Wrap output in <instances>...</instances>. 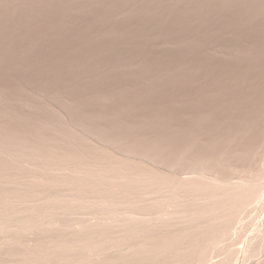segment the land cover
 <instances>
[{"label":"rangeland","instance_id":"obj_1","mask_svg":"<svg viewBox=\"0 0 264 264\" xmlns=\"http://www.w3.org/2000/svg\"><path fill=\"white\" fill-rule=\"evenodd\" d=\"M0 264H264V0H0Z\"/></svg>","mask_w":264,"mask_h":264},{"label":"bare ground","instance_id":"obj_2","mask_svg":"<svg viewBox=\"0 0 264 264\" xmlns=\"http://www.w3.org/2000/svg\"><path fill=\"white\" fill-rule=\"evenodd\" d=\"M215 42H216V41H215ZM208 44H209V42H208ZM208 44H207V45H208ZM211 45H212V44H211ZM204 46H205V45H204ZM216 46H217V45H216ZM207 47H208V46H207ZM209 47H211V46L209 45ZM205 48H206V47H205ZM205 48H204V49H205ZM206 49H207V48H206ZM206 51H207V50H206ZM209 51H210V50H209ZM203 53H204V52H203ZM204 61H205V60H204ZM209 66H210V65H209ZM211 67H212V66H211ZM205 68H206V67H205ZM209 68H210V67H209ZM207 70H208V69H207ZM203 71H204V70H203ZM209 71H210V70H209ZM211 73H212V71H211ZM206 74H207V73H206ZM207 79H208V78H207ZM204 87H205V86H204ZM206 89H207V88H206ZM158 152H159V151H158ZM161 154H162V153H160V156H161ZM158 157H159V156H158ZM158 157H157V159H158ZM161 157H162V156H161ZM159 159H160V157H159ZM159 159H158V160H159ZM156 163H157V161H156ZM158 163H159V162H158ZM161 165H162V164H161ZM156 166H157V165H156ZM161 167H162V166H161ZM164 167H165V166H164ZM154 168H155V167H154ZM165 169H167V168H165ZM170 169H171V168H170ZM172 170H173V169H171V171H172ZM155 172H156V171H155ZM155 172H154V173H155ZM157 172H158V171H157ZM157 172H156V173H157ZM173 172H174V170H173ZM168 173H169V172H168ZM168 173H167V174H168ZM179 173H180V172H179ZM185 173H186V172H185ZM161 174H162V173H161ZM174 174H176V173H174ZM177 174H178V173H177ZM186 174H188V173H186ZM163 175H164V173H163ZM163 175H162V176H163ZM172 175H173V174H172ZM172 175H170V176H172ZM155 176H156V174H155ZM162 176H161V177H162ZM170 176H169V178H170ZM182 176H183V175H182ZM187 176H188V175H187ZM187 176H186V177H187ZM192 176H193V174L190 175V176H188V177H190V180H191ZM161 177L158 175V178H161ZM165 177H166V176H164V178H165ZM167 177H168V176H167ZM167 177H166V178H167ZM186 177L183 176L184 179H185ZM188 177H187V180L189 179ZM194 177H195V176H194ZM164 178H163V179H164ZM173 178H174V177H173ZM175 178H176V177H175ZM175 178H174V179H175ZM183 178L180 177L181 182H182ZM155 179H156V178H155ZM161 179H162V178H161ZM176 179H178V177H177ZM176 179H175V181H173V182L176 183ZM195 179H196V177H195ZM164 180H165V179H164ZM164 180H163V181H164ZM170 180H171V178H170ZM178 180H179V179H178ZM185 180H186V179H185ZM185 180H184V183H186ZM190 180H188L187 182L192 183V182H193V179H192V182H190ZM161 181H162V180H160V182H161ZM179 181H180V180H179ZM155 182H156V181H155ZM157 182L160 183L159 181H157ZM157 182H156V183H157ZM167 182H168V181H167ZM194 182H195V181H194ZM168 183H169V182H168ZM189 183H188V185H189ZM161 184H163V183H161ZM181 184H182V183H181ZM181 184H179L178 187H180V188H184L185 185L187 186V183H186L184 186H182ZM156 185H158V184H156ZM174 185H177V184H174ZM180 185H181V186H180ZM186 186H185V187H186ZM160 187H161V185H160ZM167 187H169V185H168ZM172 187H173V186H172ZM172 187H171V188H172ZM176 187H177V186H174V189H171V188L169 187V188L171 189V191L173 190V191H172L173 193H170V194H173L172 196H173L174 199H175V198H179V197L181 198V193H178L179 195L176 194V195H178L179 197H177L176 195H174L175 191H176L177 188H178V187H177V188H176ZM161 188H162V187H161ZM169 188H168V190H169ZM175 188H176V189H175ZM180 188H179V189H180ZM158 189H160V188H158ZM161 190H163V189H161ZM161 190H160V191H161ZM164 190L166 191V188H165V187H164ZM164 190H163V191H164ZM174 190H175V191H174ZM180 190H181V189H180ZM157 191H159V190H157ZM160 191H159V192H160ZM171 191H170V192H171ZM177 191H179V190H177ZM177 191H176V192H177ZM167 192L169 193V191H167ZM180 192H183V190L180 191ZM161 193H162V192H161ZM163 194H164V193H162V195H163ZM182 194H183V193H182ZM159 195H161V194H159ZM144 196H145V194H144ZM154 196H155V195H154ZM163 196H164V195H163ZM163 196H162V197H163ZM168 196H169V195H168ZM175 196H176V197H175ZM146 197H147V196H146ZM150 197H151V196H150ZM155 197H156V196H155ZM155 197H154V199H155ZM160 197H161V196H160ZM166 197H167V196H166ZM151 198H152V197H151ZM151 198H150V200H151ZM180 198H179V199H180ZM144 199L146 200L145 197H144ZM144 199L142 198V202L144 201ZM148 199H149V198H148ZM152 199H153V198H152ZM154 199H153V200H154ZM168 199H169L168 202L171 203V206H174L175 204L172 205V202L170 201L171 197H169ZM174 199H171V200L174 201ZM179 199H175V200H177V201H176V202L174 201L173 203H176V204H177V202L179 201L178 203L181 204V203H180L181 200H179ZM181 199H182V198H181ZM153 200H151V201H153ZM147 201H149V200H147ZM182 201H183V200H182ZM146 203H148V202H146ZM149 203H150V201H149ZM151 203H152V202H151ZM170 203H169V205H170ZM167 204H168V203H167ZM179 204H178V205H179ZM182 204H184V203H182ZM182 204H181V205H182ZM178 205L174 206V208L176 207V210H177ZM184 205H185V204H184ZM171 206H168V205H167V207H168V208L170 207L171 210H172V207H171ZM165 211H168V209L166 210V208H165ZM173 211H174V210H173ZM171 212H172V211H171ZM174 212H176V211H174ZM144 214H145V213H144ZM144 214L142 215V219H143ZM168 214H169V212H168ZM170 214H171V213H170ZM170 214H169V215H170ZM145 215H146V214H145ZM146 218H149V217H146ZM146 218H144L145 222H146ZM148 220L150 221L151 218L148 219ZM148 223H149V222H148ZM146 224H147V222H146ZM183 227H184V226H183Z\"/></svg>","mask_w":264,"mask_h":264}]
</instances>
